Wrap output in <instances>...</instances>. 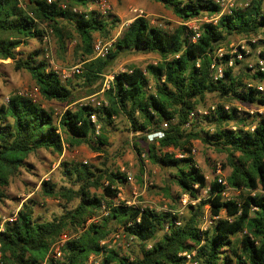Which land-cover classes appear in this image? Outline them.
<instances>
[{
  "label": "trees",
  "instance_id": "obj_1",
  "mask_svg": "<svg viewBox=\"0 0 264 264\" xmlns=\"http://www.w3.org/2000/svg\"><path fill=\"white\" fill-rule=\"evenodd\" d=\"M151 1L162 4L182 22L220 10L204 0ZM91 3L23 0L21 5L18 0H0V60L10 59L15 70L26 71L44 99L68 104L76 100V89L83 88L88 96L98 92L102 75L123 50L155 53L159 60L113 73L109 87L103 91L106 105L66 109L57 122L51 110L27 95L13 93L2 102L0 200L7 196L5 187L10 178L20 167L28 166V154L41 148L60 154L65 145L73 148L81 144L103 152L110 132L107 127H112L119 116L126 120L127 130L139 133L142 139L163 131V136L148 142L142 152L161 167H174L171 176L189 199H197L202 190L207 196L188 204L185 217L134 205H111L118 193L116 186L126 181L125 173L61 162L62 175L69 185L57 187L50 179L42 180L41 193L64 203H76L45 220L34 215L33 198L23 201L12 220L0 222V264H41L52 243L66 230L73 236L65 240L60 258L50 257L47 264H87L90 255L99 257L100 264H184L185 257L178 254L193 250L197 264H264V114L250 115L234 106L226 109L224 104H216L207 114L189 117L208 94L221 101L264 106V93L256 87L264 82V71L246 67L252 81L245 82L243 74L233 72L234 67H225L223 76L217 79L211 69L218 44L229 36L264 35L263 0H250L246 7L233 8L221 14L216 23H200L196 37V32L183 23L169 31L137 15L121 30L104 57H94V33H109L118 27L119 19L110 12L100 15L88 10ZM74 7L81 11H73ZM46 28L62 53L66 39H75L82 66L73 72V78L79 82H64L43 48H19L30 39L41 43L48 33ZM259 55L264 58L263 49ZM228 57L225 54L222 60ZM239 63L235 59V64ZM96 125L101 132L96 133ZM194 139L226 153L230 167L226 184L249 192L239 199H225L226 185L221 184V178L207 182L191 153ZM134 146L141 154L136 142ZM98 188L100 194L91 191ZM102 205L109 208L106 215H100ZM205 205L210 222L202 229ZM127 222L131 225L126 226ZM120 227L134 234L139 244L132 260L101 243ZM237 234L240 238L235 242L231 237Z\"/></svg>",
  "mask_w": 264,
  "mask_h": 264
},
{
  "label": "rangeland",
  "instance_id": "obj_2",
  "mask_svg": "<svg viewBox=\"0 0 264 264\" xmlns=\"http://www.w3.org/2000/svg\"><path fill=\"white\" fill-rule=\"evenodd\" d=\"M108 2L110 5L109 12L119 19V25L137 15L145 16L151 24L160 23V27L169 31H172L182 23L181 19L176 17L169 9L151 0H108ZM199 23L200 21H196L194 24L198 25ZM118 27L103 35L97 32L94 33V42H110L114 38ZM47 31L48 33H46L41 43L30 39L27 45L19 48L25 51L38 47L43 48L45 50V57L49 60L51 67L59 73L64 82H66V79L72 80L74 83L79 82L73 78V72L79 70L82 66V63L79 62V53L76 52L75 39H66L65 52L62 53L59 51L55 36L50 30L47 29ZM251 37L257 38L254 44L255 47H252L247 42ZM241 44L247 46L246 48L249 49V53L239 64L234 66L233 72L243 74V80L251 82L250 73L246 71V67L250 64L254 67L258 51L264 50V35L262 33L251 36L232 35L220 42L218 46L222 47L225 51H229ZM158 60L159 56L155 53L123 50L112 62L106 73L102 75L101 89L89 96L85 94L83 88L76 89L73 92L76 100L69 104L67 102L44 99L39 94L37 87L26 71L15 70L10 59L0 60V104L6 102L8 97L13 93H21L31 97L42 107L51 110L54 120L57 122L60 114L66 109H74L83 104H94V106L106 105L103 85L105 79L112 77L113 73L122 71L131 65L144 67L147 63H155ZM91 98L94 101H91ZM96 102H99V104ZM216 104L234 106L237 110L247 112L250 115H252V112L254 114H264V106L242 103L237 100L221 101L212 94L206 95L204 103L198 105L197 109L208 108ZM195 116L200 117L201 114L197 113ZM127 128L128 124L123 117L114 118L112 127H107L110 132L107 133L108 144L102 146L103 152L93 151L85 144H81L73 148H68L65 145L60 154L44 148L28 154L25 158L28 166L20 167L17 175L12 176L9 184L5 187L7 196L0 200V222L3 223L5 220L13 219L20 205L27 198H33L35 202L34 215L40 219L49 220L54 215L61 214L65 208L72 207L76 203V200L64 203L54 196H44L40 190V182L42 180L50 179L57 184V187L69 185L68 180L62 175L61 162L82 163L91 167L117 169L125 173L126 176L130 175L131 180L126 179L124 184L116 186L118 193L113 199L129 201L134 206L153 209L157 212L175 210L179 212L175 214H178L180 217L187 216V205L196 204L201 199H205L207 191L202 190L199 197L195 200L189 199L188 195L182 193L171 176L175 172L174 167H161L151 162L147 154L142 157L137 152L134 146L135 142L142 152L145 151L148 142H154V139L150 140L149 134L146 135V139H142L139 133L133 134ZM99 131H102L101 128ZM191 144L193 158L201 172L205 175L207 182L215 178H221L223 181L221 184L226 185L223 193L225 199H239L242 194L249 192L244 189L232 188L226 184V177L230 172V167L226 161V153L203 143L199 139L192 140ZM175 155L179 156L177 153ZM104 184L106 183L104 182ZM91 191L97 194L101 193L100 188L91 189ZM203 219L202 229L210 222L208 205L204 206ZM64 233L73 235L70 230H66ZM160 234L161 232L158 233V236ZM231 238L237 242L240 234L234 235ZM116 249L119 253L128 256L132 260L139 252V244L135 241L127 248L118 247ZM97 258L99 259V257Z\"/></svg>",
  "mask_w": 264,
  "mask_h": 264
},
{
  "label": "built area",
  "instance_id": "obj_3",
  "mask_svg": "<svg viewBox=\"0 0 264 264\" xmlns=\"http://www.w3.org/2000/svg\"><path fill=\"white\" fill-rule=\"evenodd\" d=\"M20 2V4L22 5L23 0H18ZM48 3H50L52 0H46ZM92 3L88 6V10H96L100 15H107L110 11V5L108 0H91ZM204 1H211L212 3L216 4L219 6V12L216 14H212V15H208L205 14L203 15L204 17L200 16L198 18H194V19H190L186 22H182L183 24H185L186 26H188L189 28H191L193 31H197L199 24L202 22H211V23H216L218 17L221 14H225V13H230L231 10L233 8L236 7H246L249 3L250 0H204ZM61 7H66L65 4L61 3L60 4ZM73 11L75 12H80L81 9L74 7ZM196 21H200V23L198 25L194 24ZM151 24V23H150ZM127 25L126 22L122 23L121 25H119L118 30L114 36V38L110 41V42H106V43H102L100 41H95L93 44V50H94V57H104L106 55V53L109 51V49L112 47V44L115 40V38L119 35V33L121 32V30ZM153 26H161L160 23L158 24H151ZM198 36V32L195 33L196 37ZM193 37V38H194ZM257 41L256 37H251L248 39V44L252 43L255 44ZM247 46H245V44H241L240 46H236L234 48H232L229 51H225L223 50L222 47L217 48V50L215 51V57L216 59L213 60L212 64H211V69L213 71V77L215 79L217 78H221L223 76V71L225 69V67H234L235 64V59H237L238 61H242L246 55L249 53V49L246 48ZM261 51V50H260ZM260 51H258L260 53ZM258 53L256 62L254 64V67L250 64L248 67L254 69V70H259V71H264V58L261 57ZM225 54H228L229 57L227 59L222 60V58L224 57ZM112 77H110L109 79H105L104 85H103V89H106L109 87L110 83H111ZM257 89L264 93V82H260L257 84ZM91 101H94L93 98H91ZM93 103V102H92ZM97 104H99V102H96ZM85 105V104H83ZM226 109L228 108V106H224ZM215 108V105H211L208 108H203V109H197L194 110L190 113L189 117L193 118L195 116V114H207L209 110H213ZM91 120L94 122L95 121V116L94 114L90 115ZM164 126H166V124H164ZM95 131L96 133H98L99 130V126L96 125L95 126ZM163 136V131L161 130H157L153 133L149 134V139H155V138H161ZM146 154L145 152L141 153V156L144 157ZM127 180H131V176L127 175L126 176ZM219 181H221V183H223V181L221 179H219ZM251 194H254V192H251ZM118 204H124V205H128V206H132L134 204H132L129 201H120L118 199H112V204L111 205H118ZM108 207H106L105 205H102V208L100 210V215H106L108 212ZM170 212H172L173 214L175 213H179L175 210H169ZM8 220H12V219H8ZM139 220V219H137ZM131 225V222H127L126 226ZM73 235L67 234V233H61L59 235V237L52 243V245L50 246L48 253L46 254L44 260L41 262V264H47V260L48 258H54V259H58L61 256V247L63 246L65 240H67L69 237H72ZM136 241L135 235L128 232L126 230L125 227H120L116 230H114L109 237L106 240L101 241V243H105L107 244L108 247H123V248H127L130 245H132L134 242ZM194 253L195 251L193 250L192 252H181L178 255L184 256L185 257V263L184 264H197V261L194 259ZM87 264H100L99 263V259L95 256V255H90L88 258V263Z\"/></svg>",
  "mask_w": 264,
  "mask_h": 264
},
{
  "label": "crops",
  "instance_id": "obj_4",
  "mask_svg": "<svg viewBox=\"0 0 264 264\" xmlns=\"http://www.w3.org/2000/svg\"><path fill=\"white\" fill-rule=\"evenodd\" d=\"M156 3H158V2H156ZM160 4V3H159ZM162 5V4H161ZM136 17V16H135ZM134 17H132V18H129V19H127V20H125L124 22H126L127 24L133 19Z\"/></svg>",
  "mask_w": 264,
  "mask_h": 264
}]
</instances>
